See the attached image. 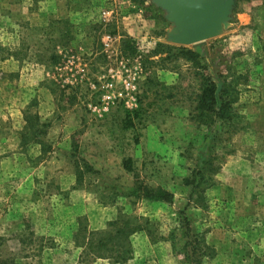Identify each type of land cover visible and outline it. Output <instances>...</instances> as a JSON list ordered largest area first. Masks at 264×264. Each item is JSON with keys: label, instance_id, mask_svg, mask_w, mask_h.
<instances>
[{"label": "rangeland", "instance_id": "1", "mask_svg": "<svg viewBox=\"0 0 264 264\" xmlns=\"http://www.w3.org/2000/svg\"><path fill=\"white\" fill-rule=\"evenodd\" d=\"M166 15L0 0V264H264V0L190 46Z\"/></svg>", "mask_w": 264, "mask_h": 264}, {"label": "water", "instance_id": "2", "mask_svg": "<svg viewBox=\"0 0 264 264\" xmlns=\"http://www.w3.org/2000/svg\"><path fill=\"white\" fill-rule=\"evenodd\" d=\"M166 12L167 40L190 46L216 37L227 25L237 0H151Z\"/></svg>", "mask_w": 264, "mask_h": 264}, {"label": "trees", "instance_id": "3", "mask_svg": "<svg viewBox=\"0 0 264 264\" xmlns=\"http://www.w3.org/2000/svg\"><path fill=\"white\" fill-rule=\"evenodd\" d=\"M187 53H189V52H187ZM212 87H214V86L212 85ZM215 103H216V98L212 94V89L210 87L204 88L203 89V94L198 100V104H200L199 107L201 109H206V108H208V107H206L207 105H209V104L212 105V104H215ZM145 198L149 199V197L147 195H146ZM127 234H128V232H126L124 230L116 232V236H118V237L125 236ZM97 235L99 237H104V235H101V234H97ZM100 242H101V240H100Z\"/></svg>", "mask_w": 264, "mask_h": 264}, {"label": "built area", "instance_id": "4", "mask_svg": "<svg viewBox=\"0 0 264 264\" xmlns=\"http://www.w3.org/2000/svg\"><path fill=\"white\" fill-rule=\"evenodd\" d=\"M111 87H112L111 84H107L106 88H105L106 94L103 95V100L106 101V103L111 102V96H110L109 90H108ZM118 96H121V94H119Z\"/></svg>", "mask_w": 264, "mask_h": 264}]
</instances>
